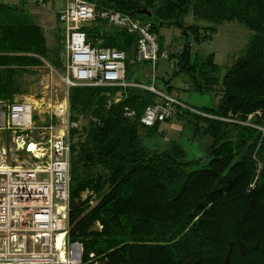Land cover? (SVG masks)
I'll use <instances>...</instances> for the list:
<instances>
[{
	"label": "trees",
	"instance_id": "obj_1",
	"mask_svg": "<svg viewBox=\"0 0 264 264\" xmlns=\"http://www.w3.org/2000/svg\"><path fill=\"white\" fill-rule=\"evenodd\" d=\"M87 1L97 9L150 22L160 52L164 51L160 29L178 27L185 42L179 52L167 54L176 61L173 77L182 73L189 90L199 94L219 87L222 97L216 107L175 106L181 134L160 152L144 146L138 134L145 128L153 136L159 128L160 122L151 127L139 122L144 107L157 102L155 94L136 86L68 88L69 119H87L80 135L70 133V199L80 204L69 213L71 240L82 242L86 257L91 252L102 255L104 264H193L198 259L202 264H222L228 241L239 239L249 249L241 255L234 248L228 264H264V134L218 119L229 115L245 121L260 112V119L252 122L264 125V0ZM189 12L215 25L236 20L254 32L245 53L221 78L213 53L202 59L192 53L191 41L201 28L183 24L182 17ZM82 30L94 46L124 51L126 71L129 58L136 61V36L126 29L96 18ZM214 32L210 28L209 38ZM45 43L42 29L26 20L25 11L0 3V54L36 53L55 62ZM57 61L54 64L60 65ZM40 63L31 56L0 55V101H12L10 97L20 93L10 66ZM115 96L120 100L107 106ZM124 106L136 111L134 120L122 117ZM185 134L205 139V162L188 159L181 144ZM78 164L88 168L81 178L75 175ZM85 189L101 199L80 217L84 207L79 197ZM96 222L100 231L91 229ZM253 244L255 249L250 248Z\"/></svg>",
	"mask_w": 264,
	"mask_h": 264
},
{
	"label": "built area",
	"instance_id": "obj_2",
	"mask_svg": "<svg viewBox=\"0 0 264 264\" xmlns=\"http://www.w3.org/2000/svg\"><path fill=\"white\" fill-rule=\"evenodd\" d=\"M63 2L57 14L66 34L67 57L61 79L67 89L89 86L124 90L139 86L148 90L158 100L146 105L139 117L145 127L172 118L176 114L175 106L184 107L176 97L159 90L153 77L146 86L127 83L124 51L114 47L98 48L88 41L82 30L96 18L126 29L136 36V61L154 64L159 58H167V54L160 52L150 22L108 8L97 9L87 0ZM119 100V96H115L107 101V106ZM33 111L34 107L25 101H0V130L11 132L15 156L10 169H0V264H98L94 253H88L86 257L82 242L69 237V213L73 210L70 133L75 130L76 137L81 134L80 120H70L67 108L66 116L62 114L60 120L37 125L33 121ZM252 116L248 115L245 121L231 117L218 119L254 127L264 134V125L250 123ZM122 117L134 120L136 111L124 106ZM28 133L32 134L30 139L37 141V148L41 149L39 153H28L18 146L21 137L28 136ZM20 153L27 155L28 160L19 159ZM249 187L253 188L254 184Z\"/></svg>",
	"mask_w": 264,
	"mask_h": 264
},
{
	"label": "rangeland",
	"instance_id": "obj_3",
	"mask_svg": "<svg viewBox=\"0 0 264 264\" xmlns=\"http://www.w3.org/2000/svg\"><path fill=\"white\" fill-rule=\"evenodd\" d=\"M39 0H0V3L18 6L21 11H25L26 20L38 25L42 29V35L46 40V50L48 56L55 62H59L60 65H55V62H49L36 53H1L0 55L8 56H31L41 61L40 64L31 66H10L13 69V78L16 86L19 88L20 93L14 94L10 97L12 100H20L34 105L33 121L37 125H45L51 120L61 119V115L65 114L68 108V89L63 83L61 77L64 73V65L66 62V34L64 26L55 20L56 13L62 9L64 2L63 0H43V3L39 4ZM20 5L23 8H20ZM46 11H44V10ZM40 19V20H39ZM40 21H43L42 27ZM184 25H198L201 30L200 33L197 30V35L192 40V53H194L198 59L204 58L208 53L214 54V61L219 67L218 77L221 78L226 69L231 67L236 60L241 57L246 50V46L250 41L252 34L254 33L251 29L245 26L243 23L236 20L223 21L217 25L204 20L195 19L191 12L182 17ZM210 28H214L215 32L209 38ZM160 34L163 36V48L166 52H179L185 42V38L178 27H162ZM165 44V45H164ZM168 53V54H170ZM150 65V74L148 69L144 68L143 74L139 70L137 62L133 58H129L128 68L126 71V81L134 82L139 80L145 82L144 79L150 76H154L157 84H163L167 80L171 79L170 82L176 88L183 89L187 78L185 75L180 73L178 76L173 77L174 70L176 69L172 60L168 58H159L154 64ZM141 75V77H139ZM151 80V78H150ZM139 81V82H141ZM135 87V86H134ZM139 87V86H137ZM140 88V87H139ZM165 84L164 92L167 90ZM167 90V91H166ZM220 88H215L214 92L207 93H195L189 91L188 98L184 101L189 106L195 107H216L222 97ZM163 91V90H162ZM158 100V97H156ZM32 105V106H33ZM184 108H188L184 106ZM258 116H252L253 118H259ZM64 116V115H63ZM66 116V114H65ZM229 115L227 116V118ZM264 119V116L261 117ZM250 120V123L252 122ZM264 121V120H263ZM131 122V121H130ZM173 122V125L171 123ZM226 123L233 124L232 122L225 121ZM87 119H80L81 127H85ZM202 126H208L206 123H202ZM181 123L179 119L174 115L169 121L160 123L155 135L151 136L145 128L138 129V134L142 140L144 146L149 150L165 151L169 148L171 142L175 141L180 136ZM26 139H30L32 134L28 133V136H23ZM181 144L185 147L188 153V159H201L203 162L206 161L205 151V139L201 140L198 136L193 137L192 135L185 134L181 138ZM6 147L5 160L8 164H14L12 162L14 156L13 144L11 142V132L0 130V149L2 146ZM76 156V155H75ZM74 156V157H75ZM19 159L28 160L27 155L20 153ZM71 163V157H70ZM81 165V164H80ZM76 165V177L81 178L86 175L88 168L86 166ZM260 164L257 163V169ZM71 178V176H70ZM108 190V188H106ZM80 201L83 202V211L80 217L88 213L101 199L96 192L90 189H85L80 193ZM78 203V200H75ZM92 202V204H90ZM80 204L78 203V207ZM76 208V209H77ZM93 230L100 231L102 226L96 222L91 228ZM98 264H104L106 258L102 255H96Z\"/></svg>",
	"mask_w": 264,
	"mask_h": 264
},
{
	"label": "crops",
	"instance_id": "obj_4",
	"mask_svg": "<svg viewBox=\"0 0 264 264\" xmlns=\"http://www.w3.org/2000/svg\"><path fill=\"white\" fill-rule=\"evenodd\" d=\"M44 10V9H43ZM44 11H46V10H44ZM47 12V11H46ZM40 20V19H39ZM55 20H56V15H55ZM41 22V24L39 23V25L42 27V25H44V24H42L43 23V21H40ZM58 22V21H57ZM43 28V27H42ZM161 35V34H160ZM193 40V39H192ZM192 42V41H191ZM165 45V44H164ZM191 45H192V43H191ZM164 49V48H163ZM164 51H165V49H164ZM166 52V51H165ZM172 52V51H171ZM168 53H170V52H166V54H168ZM173 61V60H172ZM175 61V60H174ZM137 64H138V66H139V70L142 72L141 73V75L143 74V70H144V68H146V69H148V73L150 74V65L149 64H151L150 62H137ZM152 77L154 78V82H155V84H156V79H155V77L152 75V76H150V78L152 79ZM150 78H147V74H146V79H144L145 80V82H142L141 80V82H138V83H135V82H137V80L136 81H134V82H127V83H129V84H131V85H143V86H146V85H149L150 83H151V80H150ZM187 83H185V86H184V88L183 89H179V88H176L173 84H171V83H169V84H167V87H170V89H169V91H167V92H165V93H167L168 95H170V96H173V97H176L177 99H178V101H180L183 105H185L186 107H187V104H186V102H184L187 98H188V96H189V85H188V80L186 81ZM157 88L159 89V90H163L164 91V89H165V84L163 83V84H157ZM217 88H219V87H217ZM214 92V91H213ZM220 92H221V90H220ZM222 95V94H221ZM264 120V119H263ZM181 125H182V120H181ZM263 123H264V121H263ZM171 125H173V122L171 123ZM159 127H160V125H159Z\"/></svg>",
	"mask_w": 264,
	"mask_h": 264
},
{
	"label": "water",
	"instance_id": "obj_5",
	"mask_svg": "<svg viewBox=\"0 0 264 264\" xmlns=\"http://www.w3.org/2000/svg\"><path fill=\"white\" fill-rule=\"evenodd\" d=\"M20 10H21V9H20ZM141 13L146 14L148 17H151V13H150V12H147L146 10H142ZM172 64H173V66L175 67L176 61L173 60V61H172ZM77 207H78V203H77V201H75V200H71V208H72V209H76ZM227 245H228V249H227V252L225 253V256H224V259H223L222 264H228V262H229V258H230V253H231V251H232L233 246H238L239 251H240L241 253H242V252H245V251L249 248V247L245 246V245L243 244V242L240 241L239 239H235V240H233V241H228ZM256 247H257V245H256V244H253L250 248H251V249H254V248H256ZM193 264H202V262H201L200 259H198V260H196L195 262H193Z\"/></svg>",
	"mask_w": 264,
	"mask_h": 264
},
{
	"label": "bare ground",
	"instance_id": "obj_6",
	"mask_svg": "<svg viewBox=\"0 0 264 264\" xmlns=\"http://www.w3.org/2000/svg\"><path fill=\"white\" fill-rule=\"evenodd\" d=\"M18 146L25 149V151H27L28 153H39L41 151L40 148H37V141H35L34 139H26L25 137H21V139L18 141ZM5 152L6 151L4 147L0 149V169H10L12 166L6 162Z\"/></svg>",
	"mask_w": 264,
	"mask_h": 264
},
{
	"label": "flooded vegetation",
	"instance_id": "obj_7",
	"mask_svg": "<svg viewBox=\"0 0 264 264\" xmlns=\"http://www.w3.org/2000/svg\"><path fill=\"white\" fill-rule=\"evenodd\" d=\"M243 244H244V243H243ZM244 245H245V244H244ZM245 246H247V245H245ZM247 247H248V246H247ZM234 248H235V249L239 252V254H241V255H243L244 253H246V252L248 251V249H249V248H248L245 252H242V253H241V252L239 251L238 246H233L232 250H233ZM254 249H255V248H254Z\"/></svg>",
	"mask_w": 264,
	"mask_h": 264
}]
</instances>
